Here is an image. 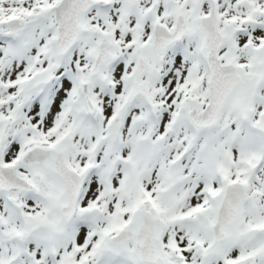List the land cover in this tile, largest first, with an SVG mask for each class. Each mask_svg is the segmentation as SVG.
Returning a JSON list of instances; mask_svg holds the SVG:
<instances>
[{
	"label": "snow or ice",
	"instance_id": "snow-or-ice-1",
	"mask_svg": "<svg viewBox=\"0 0 264 264\" xmlns=\"http://www.w3.org/2000/svg\"><path fill=\"white\" fill-rule=\"evenodd\" d=\"M0 264H264V0H0Z\"/></svg>",
	"mask_w": 264,
	"mask_h": 264
}]
</instances>
